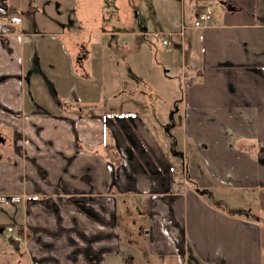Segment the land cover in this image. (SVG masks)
Masks as SVG:
<instances>
[{"label": "crops", "instance_id": "0c3cea01", "mask_svg": "<svg viewBox=\"0 0 264 264\" xmlns=\"http://www.w3.org/2000/svg\"><path fill=\"white\" fill-rule=\"evenodd\" d=\"M142 1L0 0V264H264V0Z\"/></svg>", "mask_w": 264, "mask_h": 264}, {"label": "rangeland", "instance_id": "374dc122", "mask_svg": "<svg viewBox=\"0 0 264 264\" xmlns=\"http://www.w3.org/2000/svg\"><path fill=\"white\" fill-rule=\"evenodd\" d=\"M162 1L164 2L165 0H158V3H157V6H156V10H151L150 9V6L149 4L147 3V1H142L141 2V7L142 9L144 10L143 12L145 13V18H149V22H151L149 25L150 27H152V23H158L159 24L161 23V25L165 24L164 22V18H163V14H162V11H163V3ZM174 15V14H173ZM173 17V16H172ZM141 19V17H139ZM1 23V21H0ZM150 40L152 42H154V45H156V49H158V51L160 52H163L166 50V47L165 46H162L161 45V40L163 38H167L170 40V36L166 35L165 37L162 36V35H150L149 36ZM109 53V52H107ZM143 56L145 59H149L150 60V53H149V56L146 54V50L143 51ZM157 57L158 59L160 60V56H159V52L157 53ZM148 61V60H147ZM94 65V69H95V64ZM158 69V68H157ZM156 69V74L158 75L159 73H163V68L161 66V68H159L158 70ZM142 70V69H141ZM144 71V74H149L150 73V63L147 64V66H145L143 68ZM94 72V71H93ZM92 72V73H93ZM147 72V73H146ZM149 72V73H148ZM139 74H142V73H139ZM96 75V74H94ZM80 81H83V79H80ZM83 83V86L85 85L84 82ZM95 86V83H92V90ZM78 89H81V82L78 83ZM159 133H161L159 131ZM161 138L163 140H165L166 138H164L163 136H161ZM163 144H165V148L168 150L169 147L168 145L164 142ZM169 151V150H168ZM189 155V153H188ZM190 157V156H189ZM192 167L191 164H188V170L190 172V168ZM176 168L178 170V174H177V177H176V181H182L184 180V173H183V166H182V163L179 161L177 162V165H176ZM193 171V169H192ZM194 172V171H193ZM206 181V185H210L209 184V181L207 179H205ZM212 190L215 191V194H216V197L219 198H223V199H228V203L231 204V203H234V204H238L240 206H242L243 204L246 203V201H248L249 199H253L254 196L252 194L249 193V191L247 189H242V188H237V187H232V186H226V184H222V186L220 185L219 187H214L212 188ZM4 205V203L2 204ZM8 209L10 207L11 210H9V213H11L10 215L12 217H14L15 219H17V217L14 216V207H12V205H6ZM7 211V210H6ZM10 216V217H11ZM146 207H143L142 205L139 206V209L137 208V210L134 212V214L132 215V217L134 218H138L141 220V223L138 227H136L135 225V228L137 229H134L133 227V232L132 233H129V232H126V234H123L120 235V238H119V247H120V250L122 251L123 254H126V253H129V252H137V251H143L146 249V241H145V238L142 236V233H141V226H142V222L144 219H146ZM8 217V219L10 218ZM119 217V222L121 223L122 221V225H123V222H125L124 224V227L125 225L128 223V219H126L125 217L123 218L122 216H118ZM11 220H7V222L9 221L10 223H13L14 226L17 227V221L13 222V218H10ZM6 228V227H5ZM127 229V227H125ZM139 232L138 236H137V233ZM8 232L6 231H2L0 232V234L2 235L3 237V240H4V245L9 248V249H12V250H15L16 252H20L22 253V255L24 254V249H23V245L21 243H13L11 241V239L8 237ZM262 239H263V242H264V226L262 225ZM3 255L6 257V253H3ZM2 253H1V256H3ZM4 257V258H5ZM110 261V260H108Z\"/></svg>", "mask_w": 264, "mask_h": 264}, {"label": "built area", "instance_id": "2783aa9c", "mask_svg": "<svg viewBox=\"0 0 264 264\" xmlns=\"http://www.w3.org/2000/svg\"><path fill=\"white\" fill-rule=\"evenodd\" d=\"M210 17H211V12L209 10L202 11L199 14V19L203 20V21L208 20ZM9 33H10V28L8 26L0 23V36L7 35ZM168 36H170V35H168ZM161 43H162V45H169L170 40L167 38H163L161 40ZM7 231L9 233V235L11 236V239H13L14 241L19 242L22 240L23 237L17 228H15L13 226H9V227H7Z\"/></svg>", "mask_w": 264, "mask_h": 264}, {"label": "trees", "instance_id": "16d2710c", "mask_svg": "<svg viewBox=\"0 0 264 264\" xmlns=\"http://www.w3.org/2000/svg\"><path fill=\"white\" fill-rule=\"evenodd\" d=\"M2 15H3V11H2V9H0V18L2 17ZM11 241H12L13 243H18V241H14L13 239H11ZM188 251L191 252L190 249H189Z\"/></svg>", "mask_w": 264, "mask_h": 264}]
</instances>
